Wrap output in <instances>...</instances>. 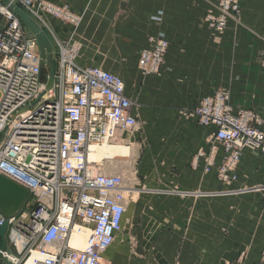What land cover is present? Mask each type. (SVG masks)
Wrapping results in <instances>:
<instances>
[{
    "label": "built area",
    "instance_id": "2783aa9c",
    "mask_svg": "<svg viewBox=\"0 0 264 264\" xmlns=\"http://www.w3.org/2000/svg\"><path fill=\"white\" fill-rule=\"evenodd\" d=\"M50 34L41 13L77 25L81 18L67 6L41 0H11ZM241 0H210L204 23L222 33L239 14ZM155 23L161 15L153 16ZM55 45L54 83L46 88L42 58L35 37L10 7L0 0V175L29 192L24 208L6 218V242L14 251L0 250L10 264H111L104 258L122 230L128 186L120 174L106 172L104 163L88 160L91 146L116 145L135 133L134 102L118 76L99 67L80 66L71 41ZM137 59L143 75L159 74L168 51L164 33L148 40ZM229 95L216 92L183 113L208 136L210 151H198L206 171L221 162L217 180L234 183L243 153L264 157V130L249 110L233 113ZM264 191V188L262 189ZM83 236V247L70 245Z\"/></svg>",
    "mask_w": 264,
    "mask_h": 264
},
{
    "label": "crops",
    "instance_id": "0c3cea01",
    "mask_svg": "<svg viewBox=\"0 0 264 264\" xmlns=\"http://www.w3.org/2000/svg\"><path fill=\"white\" fill-rule=\"evenodd\" d=\"M41 1L67 5L82 16L75 33L59 21L47 19L50 35L59 41L79 43L83 58L76 62L80 66L104 68L98 57H114L130 70L137 69L140 52L148 48L149 38L158 32H164L169 41L166 57L178 49V41L187 35L211 36L203 23L209 0ZM158 12L163 13L160 25L150 20ZM239 18L250 31L246 39L264 40V0H241ZM199 51L214 56L216 66L221 65L222 53L216 46L201 47ZM245 56L238 59L241 64L238 70L248 73L246 87L242 94L234 92L230 102L236 108H250L264 119V74L253 59L255 51L248 53L247 59ZM141 103L153 106L160 118L168 119L176 118L179 108L197 105V101L190 104L175 99L167 103L145 99ZM212 131L189 120L173 131V138L167 143L154 139L144 149L142 183L146 186L139 192L138 202L130 207V214L127 213L130 221L127 223V216L123 217L118 255L110 253L114 242L105 253L107 262L264 264L263 192L239 193L244 186L264 185V157L246 150L237 170V182L224 190L216 178L221 150H217L215 165L208 171L203 158L197 156L200 150L210 151L208 136Z\"/></svg>",
    "mask_w": 264,
    "mask_h": 264
},
{
    "label": "rangeland",
    "instance_id": "374dc122",
    "mask_svg": "<svg viewBox=\"0 0 264 264\" xmlns=\"http://www.w3.org/2000/svg\"><path fill=\"white\" fill-rule=\"evenodd\" d=\"M209 9L210 6L207 11ZM41 12L42 11L40 10L38 15L41 16L40 18L45 20L46 24L49 26L50 24L47 19L55 18L49 17ZM158 14L161 15V22L156 24L160 25L163 22V13L158 12L156 15ZM78 16L82 20V16ZM55 20L59 21L63 25L71 27L72 33L76 32L81 23L80 20V23L77 25H70L69 23L66 24L60 21L59 19ZM205 27L208 34L211 36L205 37L202 35L204 36V39H202V36L198 37L192 34L187 35L185 39L182 38L179 40L176 48L181 49V51H178V49L175 48L176 51H173L172 54L167 55V57L165 56L164 64L159 74L143 75L138 70V68L130 70L128 66H124V64L120 63V61L114 57H98L100 64H103L104 62V68L123 80L126 93L135 103L134 113L137 117V129L133 135L128 136L125 139V143H127V145L134 150V155L130 161H116L115 163V161L113 162L111 160L108 162V164L106 163L107 169L105 168L106 172L108 173L122 175L128 186V192L125 194L127 206L125 215L128 219L127 223L130 221V217L128 216V214H130V207L133 203H136L139 197V192L146 186L142 183L144 176L142 168V155L144 149L150 147L152 140L154 139L160 140L161 143H167L168 140H171L173 138V131L182 127L184 122L189 121V119H186L183 116V113L187 110L193 109V107L188 108L184 106L177 109L176 118H160V114L153 111L156 110V108L150 105V107H145L142 105L141 102L143 100H157L161 103H167L175 99L180 100L183 103L190 104L194 101H197L198 105L204 97L211 96L216 92H223L227 93L230 97L229 106L233 113L236 114L245 110L254 112L258 118V127H262L264 129V119L259 114H257L256 111L246 107L243 109L233 107L230 102L234 92L242 94L246 87L248 73L238 70L241 65L238 63V59L242 60L241 57H244L245 55V59H247V54L252 50L255 51L256 56L253 59L258 61L257 64L261 68V73L262 75L264 74V40L246 39V34H248L250 31L248 27L241 22L239 14L234 20L229 22L226 29L220 34L213 33L207 28V26ZM26 30L28 29L26 28ZM164 35L166 37L165 33ZM69 41H71L73 44L74 51L76 52L74 57L75 60L77 61L80 58H83L80 55L79 43L72 40ZM215 46L218 48V51H221L222 53V58L217 57V60L220 58L222 62L219 66H216L214 56L208 57L207 54L205 55L204 52L199 51V48L201 47L207 49L212 47L214 48ZM239 54L243 55L240 57ZM104 60H108L109 63H105ZM98 67L104 69L101 67V65ZM43 75L46 77L48 75V71L43 70ZM164 105L166 106V104ZM156 141L157 140H155V142ZM218 149L221 150V148ZM237 180L235 182H237ZM233 184L234 183L229 186L222 184V186L224 187V190H227L231 188ZM263 188L264 185L254 188L244 186L239 189V193L249 191L255 193L263 192L264 195V191H262ZM261 204L264 207V196ZM23 208L28 210L27 206H23ZM124 228L125 227H123V229ZM119 244L120 239L118 234L114 246L110 249V253L113 256L118 255ZM5 250L7 251L8 255L14 254L13 249L8 245L6 246ZM0 264H10V262L6 258L2 257L0 258Z\"/></svg>",
    "mask_w": 264,
    "mask_h": 264
},
{
    "label": "water",
    "instance_id": "95a60500",
    "mask_svg": "<svg viewBox=\"0 0 264 264\" xmlns=\"http://www.w3.org/2000/svg\"><path fill=\"white\" fill-rule=\"evenodd\" d=\"M7 4L12 12L18 17L21 23L37 40L40 55L42 58L41 67L48 71L46 78V88L49 89L54 83L55 71V45L48 31L41 23L26 11L19 4L12 3L11 0H1ZM29 198V192L14 182L0 175V213L6 218L17 215ZM8 224L7 221L0 226V250L4 251L7 242Z\"/></svg>",
    "mask_w": 264,
    "mask_h": 264
},
{
    "label": "bare ground",
    "instance_id": "6f19581e",
    "mask_svg": "<svg viewBox=\"0 0 264 264\" xmlns=\"http://www.w3.org/2000/svg\"><path fill=\"white\" fill-rule=\"evenodd\" d=\"M131 156H132V150H131V148L127 147L126 145H123V144H116V145L106 144V145L98 146V147L97 146H91L89 149V153H88V160L90 162H93V163H104L105 159H107V162L112 160L113 162L115 161V163H116V161H119V160L122 162L125 160L130 161ZM125 214H126V212H125ZM82 237L83 236L73 237L70 241V245L82 248L83 247V238ZM107 251H109V250H107Z\"/></svg>",
    "mask_w": 264,
    "mask_h": 264
},
{
    "label": "trees",
    "instance_id": "16d2710c",
    "mask_svg": "<svg viewBox=\"0 0 264 264\" xmlns=\"http://www.w3.org/2000/svg\"><path fill=\"white\" fill-rule=\"evenodd\" d=\"M26 203H27V202H26ZM26 203H25V204H26ZM25 204H24V206H25Z\"/></svg>",
    "mask_w": 264,
    "mask_h": 264
}]
</instances>
